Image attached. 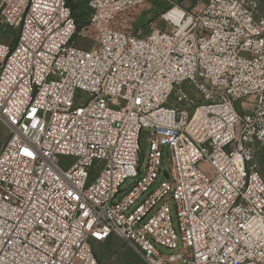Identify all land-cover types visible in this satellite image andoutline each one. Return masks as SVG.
<instances>
[{
    "label": "built area",
    "instance_id": "2783aa9c",
    "mask_svg": "<svg viewBox=\"0 0 264 264\" xmlns=\"http://www.w3.org/2000/svg\"><path fill=\"white\" fill-rule=\"evenodd\" d=\"M164 1L141 34L150 0H86L79 32L72 0H0V264H99L112 237L264 264V27L246 0Z\"/></svg>",
    "mask_w": 264,
    "mask_h": 264
},
{
    "label": "rangeland",
    "instance_id": "374dc122",
    "mask_svg": "<svg viewBox=\"0 0 264 264\" xmlns=\"http://www.w3.org/2000/svg\"><path fill=\"white\" fill-rule=\"evenodd\" d=\"M75 3L74 0H72ZM249 6L254 12L256 20L264 27V0H246ZM152 3L153 6L150 5ZM150 3L143 8L133 12L131 21L125 24V30L128 32H139L141 34H147L150 31L151 24L158 21L162 11L167 9L170 5L164 0H150ZM189 2H184V6H187ZM189 9H192L190 7ZM73 10L75 18L78 20L77 31L79 32L86 24L85 21L88 17V11L84 2H76L73 4ZM12 32L5 27L0 28V42L8 43ZM78 42L83 43L85 46H89V42L86 39H78ZM5 138L4 131L0 128V140ZM141 150L143 154L148 151V141L145 133H142L140 140ZM255 164L260 175L264 178V159L259 152L255 155ZM59 162L63 164H70L71 158L60 157ZM145 161H143V167ZM165 169H169L170 165L167 159L163 161ZM142 167V168H143ZM160 181L157 182L159 184ZM131 182H128V184ZM157 184L155 186H157ZM172 219L176 226L175 213H172ZM161 253L169 254L170 252L164 249H160ZM93 253L99 264H147L140 256H138L134 249L126 242L117 239L110 238L105 242L93 243Z\"/></svg>",
    "mask_w": 264,
    "mask_h": 264
},
{
    "label": "crops",
    "instance_id": "0c3cea01",
    "mask_svg": "<svg viewBox=\"0 0 264 264\" xmlns=\"http://www.w3.org/2000/svg\"><path fill=\"white\" fill-rule=\"evenodd\" d=\"M74 1H75V3H74V6H75L76 2H84L85 3L86 0H74ZM150 5L153 6L152 3H150Z\"/></svg>",
    "mask_w": 264,
    "mask_h": 264
},
{
    "label": "trees",
    "instance_id": "16d2710c",
    "mask_svg": "<svg viewBox=\"0 0 264 264\" xmlns=\"http://www.w3.org/2000/svg\"><path fill=\"white\" fill-rule=\"evenodd\" d=\"M78 21V20H77Z\"/></svg>",
    "mask_w": 264,
    "mask_h": 264
}]
</instances>
